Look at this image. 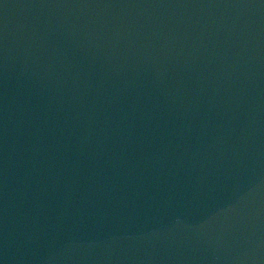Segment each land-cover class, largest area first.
I'll return each mask as SVG.
<instances>
[{
	"label": "water",
	"instance_id": "water-1",
	"mask_svg": "<svg viewBox=\"0 0 264 264\" xmlns=\"http://www.w3.org/2000/svg\"><path fill=\"white\" fill-rule=\"evenodd\" d=\"M0 264H264V0H0Z\"/></svg>",
	"mask_w": 264,
	"mask_h": 264
}]
</instances>
